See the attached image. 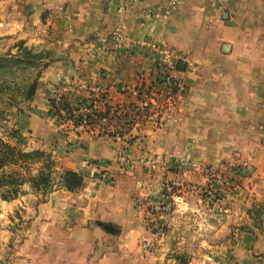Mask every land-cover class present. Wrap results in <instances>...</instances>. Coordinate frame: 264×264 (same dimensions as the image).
Returning <instances> with one entry per match:
<instances>
[{
    "label": "crops",
    "instance_id": "0c3cea01",
    "mask_svg": "<svg viewBox=\"0 0 264 264\" xmlns=\"http://www.w3.org/2000/svg\"><path fill=\"white\" fill-rule=\"evenodd\" d=\"M168 3L0 0V55L16 52L20 44L48 52L49 65L19 121L22 133L32 144L53 147L62 167L84 173L83 188L57 193L48 219L36 220L38 229L14 250L10 264H152L151 257L143 262L139 242L150 232L133 198L155 191L160 175L194 181L201 166L223 173L247 164L252 177L264 178V0H178L169 13L155 14ZM150 43L181 57L173 62L184 67L186 88L169 105L155 93L156 103L142 110L139 100L159 72V55ZM59 86L74 107L92 102L100 89L106 103L96 111H108L100 123L126 115L129 129L119 132L120 126L109 123L107 134H99L102 124L90 133L83 124L68 123L61 135L48 100ZM118 152L131 167L116 163ZM177 160L190 169L168 171ZM104 170L113 180L98 178ZM257 195L251 201L259 207ZM243 222L255 227L240 229L226 248L197 253L207 258L203 264H264V209ZM103 223L118 224L119 231L108 233ZM8 237L0 229V239Z\"/></svg>",
    "mask_w": 264,
    "mask_h": 264
},
{
    "label": "rangeland",
    "instance_id": "374dc122",
    "mask_svg": "<svg viewBox=\"0 0 264 264\" xmlns=\"http://www.w3.org/2000/svg\"><path fill=\"white\" fill-rule=\"evenodd\" d=\"M32 50L35 54L41 51ZM19 58L31 60L33 63L13 64L7 61L0 65V139L24 151L41 150L44 154L50 155L53 163L47 185H42V183L34 185L30 180L31 176L37 173L39 167L45 164L40 158L36 159L37 161H32L29 158L25 167L11 165L4 167L7 173L18 170L24 180L17 185V194L13 198L6 200L0 197V229L6 230L10 234L8 238L0 239V264L12 263L11 254H14V250L21 245L28 234L32 235L34 230L38 229L35 224L37 219H48L51 214V204L53 200L57 199L58 192L66 191L76 194L84 184L82 169L62 167L60 161H56L52 157L50 150L53 147L43 148L41 144H32L22 133L24 130H22L23 127L19 121L23 114L29 111L31 100L25 99L23 96L29 83L35 78L38 81L41 78L45 69L42 63L47 62V57L40 59V57L27 54ZM65 98L70 103L67 94H65ZM49 107L51 110V106ZM55 110L57 114H52L60 125L61 135L68 129L65 128L68 123L76 127L82 126L81 122L76 124L61 105L55 107ZM72 115L77 118L76 114L72 113ZM101 120L94 125L102 124ZM108 121L102 124L104 132L99 128V134H107L105 129L109 123L120 126L122 129L117 128L119 132L129 129V116L120 115L114 120ZM83 129L90 133L96 131L95 128L89 125L85 126V124H83ZM115 161L121 167H131L132 165V161L129 162L127 157L120 159L116 155ZM184 163V168L172 165L166 169L175 171L174 173L177 169L181 172L188 171L190 169L188 162L184 160ZM85 164L87 166L90 162L85 160ZM240 166L244 169H239ZM156 168L159 167L155 166L154 170ZM200 170V179L193 181L183 177L182 180H179L180 184H177L174 176L160 175L158 180V177L153 175L149 178L157 179L154 181L157 184L153 185L157 189L151 191L149 188V192L146 191L133 198V207L140 213L145 228L150 232L149 239L142 238L139 242L141 249L146 254L143 262H148L151 257L152 264H193L197 260L203 264L207 262V258L197 253H205L210 248H226L232 241H237L235 238H237L240 229L252 230V227H255L254 224L248 223L249 221H243L248 216H253L256 219L262 214L264 178L252 177V170L247 164L232 165L230 171L227 170L223 173L218 172L211 165L201 166ZM233 170L240 172L234 173ZM98 178L103 181H111L114 176L110 171L104 170L99 172ZM245 178H250V180L242 184V179ZM252 185L258 187L251 192ZM255 192L261 199L259 207H256L255 202L251 201V198H255L253 196ZM7 203H11L10 207L2 210ZM107 224L109 223L102 225L106 232L113 234L119 231L120 226L112 223L110 224L115 230L107 231L105 229ZM156 249L159 250V255L155 254L158 253ZM222 261L223 258L220 263Z\"/></svg>",
    "mask_w": 264,
    "mask_h": 264
},
{
    "label": "trees",
    "instance_id": "16d2710c",
    "mask_svg": "<svg viewBox=\"0 0 264 264\" xmlns=\"http://www.w3.org/2000/svg\"><path fill=\"white\" fill-rule=\"evenodd\" d=\"M31 54L36 57H40V59H43L44 57L48 56V52L40 51L36 54L33 53V50L22 46L20 44L19 48L16 52L8 51L5 54L0 55V65L3 62H11L13 64L18 63H26L30 64L33 63L31 60H25L22 57L23 55ZM43 67L46 68L47 65H49V61L43 62ZM178 69L182 70L184 67H180L178 65ZM158 80L160 79V76H157ZM38 85V80L35 78L33 79L27 88V91L24 93L25 99H32L35 95L36 88ZM49 106H51V113L57 114L55 110V100L53 97H50L49 99ZM62 106V109H65L66 112H68L74 119V122L76 124H79L81 121V116L78 118H75L74 115H72V108L77 109V106H72L68 101H66L65 95L61 96L59 101V106ZM108 116V111L102 112V111H96L93 110L90 114L84 115L83 119L85 120V126H93L97 121L105 118ZM31 159L32 161H37L36 159H41L44 161L45 164H43L42 167H39L37 170V173L34 176H31L30 180L34 185H47L49 183V176L50 172L52 170V159L50 155L44 154L41 150H33V151H24L21 150L18 147L12 146L3 140L0 139V197L3 199H10L13 198L17 194V185L20 184V182L23 179V176L21 172L18 170L8 172L4 170V167L7 165L11 166H17V167H25L27 160ZM6 187V188H5ZM9 187V188H8Z\"/></svg>",
    "mask_w": 264,
    "mask_h": 264
},
{
    "label": "built area",
    "instance_id": "2783aa9c",
    "mask_svg": "<svg viewBox=\"0 0 264 264\" xmlns=\"http://www.w3.org/2000/svg\"><path fill=\"white\" fill-rule=\"evenodd\" d=\"M178 0H168V4L166 8L162 11L157 10L155 12L156 15L159 14H167L169 13L172 9L174 4ZM149 15V14H148ZM150 48L159 55L158 59V76H160L161 80H156L154 83V86L151 88V91H147L146 94L139 100V107L142 110H145L150 107V105L156 103V97L155 93L161 94V96L164 97L165 102L164 103H174L176 102L179 98H181L182 93L185 91L186 85L183 81V78L181 76V70L177 68V65L173 62V57L179 58V55H174L171 53V50L165 46L158 45L156 43H150ZM74 90V89H73ZM95 92H98L97 95H95L94 99H92L89 104L83 105L78 107V109H72V113L76 114V117L81 116V124H85V120L83 119L84 115L90 114L93 110H97V107L101 105H104L105 98L103 94L101 93L100 89L95 88ZM66 94V89L64 86H59L54 94L53 98L55 100V107L59 106V101L61 96ZM99 102V103H98ZM157 124H161V120L157 121ZM117 157L120 159H124L125 156L121 153L118 152ZM176 166L179 168H184L183 166L185 165L183 160H177ZM239 169H244V167L240 166ZM234 173H239L237 170H233ZM177 184H180L179 180H177Z\"/></svg>",
    "mask_w": 264,
    "mask_h": 264
},
{
    "label": "water",
    "instance_id": "95a60500",
    "mask_svg": "<svg viewBox=\"0 0 264 264\" xmlns=\"http://www.w3.org/2000/svg\"><path fill=\"white\" fill-rule=\"evenodd\" d=\"M105 229L109 232H113L115 229L110 223L105 226Z\"/></svg>",
    "mask_w": 264,
    "mask_h": 264
}]
</instances>
